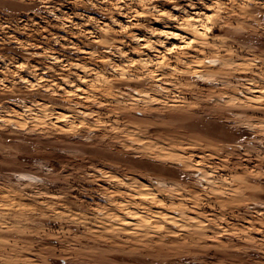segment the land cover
<instances>
[{
	"label": "rangeland",
	"instance_id": "obj_1",
	"mask_svg": "<svg viewBox=\"0 0 264 264\" xmlns=\"http://www.w3.org/2000/svg\"><path fill=\"white\" fill-rule=\"evenodd\" d=\"M0 264H264V0H0Z\"/></svg>",
	"mask_w": 264,
	"mask_h": 264
}]
</instances>
